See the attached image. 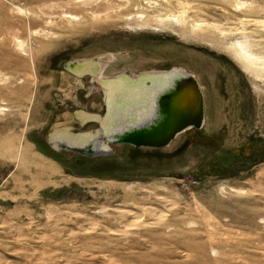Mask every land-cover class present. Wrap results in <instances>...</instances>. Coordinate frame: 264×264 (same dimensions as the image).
Here are the masks:
<instances>
[{
	"label": "rangeland",
	"instance_id": "obj_1",
	"mask_svg": "<svg viewBox=\"0 0 264 264\" xmlns=\"http://www.w3.org/2000/svg\"><path fill=\"white\" fill-rule=\"evenodd\" d=\"M238 40L264 62V0H0V264H264V70ZM109 54L106 75L194 74L204 125L54 149L55 126L99 129L76 111L103 93L71 66Z\"/></svg>",
	"mask_w": 264,
	"mask_h": 264
},
{
	"label": "bare ground",
	"instance_id": "obj_2",
	"mask_svg": "<svg viewBox=\"0 0 264 264\" xmlns=\"http://www.w3.org/2000/svg\"><path fill=\"white\" fill-rule=\"evenodd\" d=\"M234 46L237 49V54L245 59L249 65L257 64L259 69L264 70V62L261 61L262 63H259L252 59L255 54L248 49V44L246 45V43L238 40ZM111 59L112 55L109 54V56L104 55L92 60H81L71 66L72 72H75L78 77L86 73L93 74L94 76H92L95 79L94 84H98L105 100L104 107L106 112L104 114L100 115L98 113H92L91 111L83 112L79 110L76 111L78 120L81 123H85L87 120H96L100 123L101 130L104 132H109V130H112L116 126L119 128L133 123L134 120L148 119L153 112L152 108L155 105L156 97L168 88L171 74L158 70L143 72L138 75L128 74L127 71L114 72V74L106 75L104 68L107 67ZM100 61L105 62L101 63ZM176 75L177 73H174L173 77ZM78 81L82 83L81 80H77V84L79 83ZM203 88L201 86L202 92ZM167 95V106L171 115L164 123V127L168 125L171 127L174 124L173 120L176 118L175 116L184 113L186 109L192 107L199 101L195 87L189 82L183 83L177 91L173 90L168 92ZM70 128L69 126H55L49 137L55 141L56 139L64 140V142L70 145H81L90 141L89 139L92 136L91 132H87L88 134L86 132L74 134Z\"/></svg>",
	"mask_w": 264,
	"mask_h": 264
},
{
	"label": "water",
	"instance_id": "obj_3",
	"mask_svg": "<svg viewBox=\"0 0 264 264\" xmlns=\"http://www.w3.org/2000/svg\"><path fill=\"white\" fill-rule=\"evenodd\" d=\"M165 72L171 73L168 88L156 97L155 105L152 108L153 112L148 119L144 118L138 121L133 119V123L119 128L116 126L112 130H109V132H104L99 126L98 130L91 132L92 136L89 139L90 141L81 145H70L61 139H56L55 141L50 139L49 136L47 138L48 143L57 150L65 149L83 155L98 156L109 153L112 150L109 148V144H104L105 140L107 143L112 144H118L120 142L138 148L149 147L162 149L169 146L181 133L190 129H200L204 125L205 111L203 107L204 94L202 93L198 78L194 74L186 72L181 68H172ZM174 73H177L175 77H173ZM185 82H189L195 87L199 101L192 107L186 109L184 113L175 116L176 118L173 120L174 124L171 127L170 125L164 127V123L171 115L167 106V94L173 90L177 91Z\"/></svg>",
	"mask_w": 264,
	"mask_h": 264
}]
</instances>
